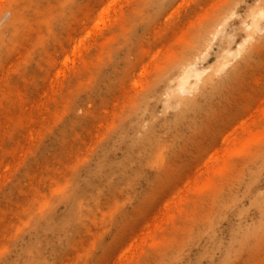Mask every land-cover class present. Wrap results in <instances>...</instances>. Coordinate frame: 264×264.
Wrapping results in <instances>:
<instances>
[{"label":"rangeland","instance_id":"rangeland-1","mask_svg":"<svg viewBox=\"0 0 264 264\" xmlns=\"http://www.w3.org/2000/svg\"><path fill=\"white\" fill-rule=\"evenodd\" d=\"M28 1L17 0L14 6L24 9L33 22L24 35L0 47V264L17 259L20 244L35 239V226L43 222L40 203H47V224L52 215L65 212V196L76 181L90 178L99 151L117 134L121 117L158 73L175 62L200 26L225 16L237 26L239 18L232 14L245 17L260 3L78 0L79 22L73 23V17L53 25L54 35L47 38L46 27L34 21ZM46 5L51 12L59 9L56 0H43L41 8ZM69 36L75 45L84 41L87 61L95 59L101 47L108 46L110 55L91 70L93 74H74L71 61L65 65L61 53V45L69 47ZM220 40H215L205 63L214 62ZM48 57L55 60L54 67ZM156 107L159 110L161 103ZM214 107L218 117L199 120L205 129H187L176 139L175 161H167L170 151L162 160V152L147 166V175L160 177L157 183L141 177L134 186L120 183L112 191L105 184L104 195L96 203L89 200L76 228L62 238L47 231L44 264H160L169 249L185 241L240 171L241 161L232 151L235 139L264 128V48L239 86ZM122 153L117 144L111 155L121 158ZM228 158L231 168L219 173ZM259 187L264 189V179ZM227 227L224 222L220 236ZM263 245L246 264H264ZM196 251L191 249L189 259Z\"/></svg>","mask_w":264,"mask_h":264},{"label":"bare ground","instance_id":"bare-ground-1","mask_svg":"<svg viewBox=\"0 0 264 264\" xmlns=\"http://www.w3.org/2000/svg\"><path fill=\"white\" fill-rule=\"evenodd\" d=\"M16 1L0 0V20L3 21L0 23V47L24 35L33 22L24 9L18 10L14 6ZM56 1L59 5L57 12L47 10V5L41 8L43 0H29L27 3V8L33 9L34 21L46 27L47 38L54 35L53 25H62L75 18V8L79 5L78 0ZM258 2L257 7L248 9L245 17L232 14V17L239 18L237 26H232L225 16L197 28L194 38L182 48L175 62L158 73L147 92L121 117L117 134L109 145L99 151L98 161L89 171L90 178L84 182L78 180L72 185L64 198L65 212L52 215L51 222L47 224V203L39 204L38 215L43 222L35 226V239L21 243L18 258L7 264L46 263L47 258L41 252L43 244H47V231L51 230L62 238L76 228L88 208L89 200L96 203L104 195L105 184L108 191H112L119 188L120 183L134 186L141 177H146L150 184L157 183L160 177L147 175V166L154 159L158 160L157 156L162 152V160L170 151L173 155H167V161H175L176 139L187 129H205L207 126H201L199 122L202 117H218L214 106L232 88L239 86L255 55L264 48V0ZM5 14L10 16L7 18ZM72 22L77 24L79 20L75 18ZM114 23H119V20ZM228 28L230 31L227 32ZM116 35L113 33V37ZM218 39L221 40L214 62L205 63ZM67 40L69 47L61 45V53L65 65L71 61L70 71L74 74L82 71H90L91 74V70L99 68L102 59L110 55L108 46L101 47L97 57L87 61L83 56L84 41L75 45L74 37L69 36ZM42 42L40 38L39 44ZM110 43L111 39H108L106 44ZM123 51L128 57V49ZM47 62L51 67L56 64L52 57H48ZM157 103H161L159 110ZM246 135L236 138L232 146L233 153L241 161L234 183L219 196L218 204L201 224L191 227L186 240L166 252L160 264H200L202 260H206L207 264H246L255 260L248 259L253 258L252 255H256L264 244V189L259 187V182L264 179V128ZM117 144L123 148L121 158L111 155ZM232 164L229 158L223 160L219 173L231 168ZM224 222L228 225L227 232L220 236ZM193 247L197 251L191 260L189 253Z\"/></svg>","mask_w":264,"mask_h":264}]
</instances>
